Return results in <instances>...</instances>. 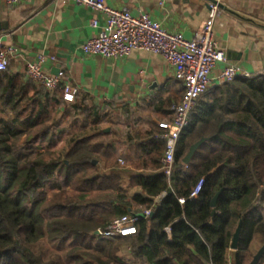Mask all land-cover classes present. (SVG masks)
Returning <instances> with one entry per match:
<instances>
[{
  "label": "trees",
  "instance_id": "trees-1",
  "mask_svg": "<svg viewBox=\"0 0 264 264\" xmlns=\"http://www.w3.org/2000/svg\"><path fill=\"white\" fill-rule=\"evenodd\" d=\"M61 96L0 72V264H227L237 233L232 264L251 263L254 239L264 244V70L198 99L168 174L160 162L165 130L124 128L119 141L101 128L105 111ZM118 159L134 172L126 188ZM146 210L133 236L93 235Z\"/></svg>",
  "mask_w": 264,
  "mask_h": 264
},
{
  "label": "crops",
  "instance_id": "crops-1",
  "mask_svg": "<svg viewBox=\"0 0 264 264\" xmlns=\"http://www.w3.org/2000/svg\"><path fill=\"white\" fill-rule=\"evenodd\" d=\"M209 1L104 0L113 9L147 14L165 30L186 39L207 21ZM91 20L99 28L103 25L99 12L70 0H23L15 6L0 0V39L16 50L8 60L7 72L25 84V66L42 55L46 73L63 72V82L75 90L78 99L85 98L88 106L101 113L115 114L118 124L131 133L167 132L169 106L179 102L184 92L173 68L161 56L145 51H133L119 60L83 54L80 46L98 31L90 27ZM212 32L229 64L249 75L264 70V0H222ZM221 68L219 65L215 74ZM219 84L214 80L209 89ZM106 120L101 125L113 121ZM102 129L110 131L107 126ZM234 255L235 250L227 251V264L233 263Z\"/></svg>",
  "mask_w": 264,
  "mask_h": 264
},
{
  "label": "built area",
  "instance_id": "built-area-1",
  "mask_svg": "<svg viewBox=\"0 0 264 264\" xmlns=\"http://www.w3.org/2000/svg\"><path fill=\"white\" fill-rule=\"evenodd\" d=\"M23 0H3L7 6L18 5ZM99 12L103 16V25L99 28L96 20L90 21V27L98 29L96 36L80 46V51L88 56H99L106 60L127 58L133 51H145L159 55L174 70V78L183 87L182 99L170 106L171 124L169 130L160 138L165 149L160 162L165 174L173 163L176 141L181 131L189 125V116L198 99L209 89L212 81L229 82L236 77L247 78L249 74L237 66L229 64L226 56L213 40L212 21L219 10L222 0H210L207 4L208 19L186 39L182 34L165 30L147 14L132 15L127 9H113L104 0H70ZM161 6L162 4L159 3ZM12 46L3 44L0 39V72L6 71L8 60L15 54ZM44 57L25 66V77L48 93L59 89L62 101L70 104L74 101L75 90L63 82V72L48 74L43 68ZM219 65L222 68L215 74ZM204 180L200 179L193 187L190 197L201 191ZM163 193L160 198H163ZM151 215L150 210L141 215L122 216L113 220L104 229H98L99 237L110 239L129 237L136 234V223Z\"/></svg>",
  "mask_w": 264,
  "mask_h": 264
},
{
  "label": "rangeland",
  "instance_id": "rangeland-1",
  "mask_svg": "<svg viewBox=\"0 0 264 264\" xmlns=\"http://www.w3.org/2000/svg\"><path fill=\"white\" fill-rule=\"evenodd\" d=\"M108 115V121H111L113 120L111 123L109 124H106V125H102L101 128H103V126H107V128L110 130V128H112L113 131H116L117 134L115 135V139L116 140H119V141H122L124 140L126 137H125V134H124V128L125 126L122 125V124H118V119L117 117L115 116V114L113 113H109L107 114ZM107 121V123H108ZM62 144V143H61ZM60 145V144H59ZM120 153L121 154H128V153H125V151H122V149L120 148ZM118 165L121 167L117 173L120 174L122 177H123V182H122V185L124 188L127 187V183H128V177H129V174L132 172L130 169L126 168L125 167V164H124V161L123 159H118ZM264 208V207H263ZM262 213L264 214V209L262 210ZM47 244V243H46ZM45 247H48V244L47 245H36L33 249L35 252H39V251H42L43 248ZM261 245H260V241L255 238L254 241H253V245L251 247L254 255L255 253L260 249Z\"/></svg>",
  "mask_w": 264,
  "mask_h": 264
},
{
  "label": "water",
  "instance_id": "water-1",
  "mask_svg": "<svg viewBox=\"0 0 264 264\" xmlns=\"http://www.w3.org/2000/svg\"><path fill=\"white\" fill-rule=\"evenodd\" d=\"M205 141H206L205 138H201V139H200L199 141H197L196 143L190 145L189 148H188V151H187L186 155H185L184 158L182 159V163L185 164V165H187V164L190 162V160H191L192 156L194 155V153L196 152V150L198 149V147H199L200 145H202ZM218 195H219V193H217V194L215 195V197L212 199V201H211V206H212V207L215 206V202H216V199H217ZM211 214L213 215V214H214V211H213ZM140 217H142V216H140ZM93 235L96 236V237H98V236H99L98 231H97V230L94 231V232H93ZM237 238H238V233L235 234V236H234V238H233V240H232V243H231V246H230V249H231V250H236V246H237ZM263 253H264V244H263V245L260 247V249L255 253V255L253 256V259H252V261H251L250 264H258V262L260 261V259H261L262 256H263Z\"/></svg>",
  "mask_w": 264,
  "mask_h": 264
}]
</instances>
